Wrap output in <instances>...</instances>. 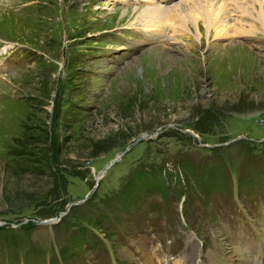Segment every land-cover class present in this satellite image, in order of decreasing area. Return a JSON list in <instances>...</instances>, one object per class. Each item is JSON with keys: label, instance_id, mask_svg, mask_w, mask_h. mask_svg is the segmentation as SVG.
Here are the masks:
<instances>
[{"label": "rangeland", "instance_id": "374dc122", "mask_svg": "<svg viewBox=\"0 0 264 264\" xmlns=\"http://www.w3.org/2000/svg\"><path fill=\"white\" fill-rule=\"evenodd\" d=\"M77 5L0 8V38L21 45L0 70V264H101L113 243L101 226L130 210L173 227L198 201L207 224L188 226L200 236L228 218L216 214L218 201L247 223L264 221V40L258 48L241 40L206 47L198 19L186 27L197 39L171 49L135 45L131 35L122 47L105 42L101 68L87 76L90 35L133 21L137 11L95 25ZM230 42L238 48L223 47ZM240 46L249 57H235ZM46 218L52 222H39ZM222 230L214 235L221 239ZM155 231L126 237L133 250L165 252L164 264H174L179 231ZM86 233L98 235L93 250L92 240L80 241ZM121 252L136 259L130 248ZM103 260L121 261L114 253Z\"/></svg>", "mask_w": 264, "mask_h": 264}, {"label": "bare ground", "instance_id": "6f19581e", "mask_svg": "<svg viewBox=\"0 0 264 264\" xmlns=\"http://www.w3.org/2000/svg\"><path fill=\"white\" fill-rule=\"evenodd\" d=\"M250 1H251V5L253 7V1L252 0H250ZM212 2H213V0H198V4L190 5L187 7L182 6L183 2H179L172 9L173 17L176 19L177 23H179L180 25H184L186 27H189V28H190V24H195L197 22V20L199 19V21H202V23H203L202 24L203 28H204V26L206 27V32L208 33L207 28H208L209 24L212 23V19H213L212 15L214 13L215 14L217 13L216 11H213ZM240 6H243V5H240ZM146 7H149L148 10L150 11V12H148V13H150L149 17L143 20L146 27H149V26L156 27V26H162L163 24H166V23H170L169 19L171 17L164 12L163 8L156 7L154 3H148V5H146ZM258 14L260 16V19L257 20L259 22L258 25H260L261 30L264 31V6L260 7ZM213 20H215V19H213ZM195 27H196V25H195ZM232 43L233 42H230L228 45H225L223 47L224 48L228 47V46H230V47L235 46L236 47L237 44L231 45ZM236 48H238V47H236ZM218 49L219 48H217L215 50H218ZM158 52H160V51H158ZM158 52H156V53H158ZM236 52L237 53L234 52V54H235V57H238V58H240V57L242 58V55L244 53H245V56L247 55L249 57V55H250V52H247V50H246V52L244 51L243 46L242 47L240 46V48ZM247 53H249V55Z\"/></svg>", "mask_w": 264, "mask_h": 264}]
</instances>
